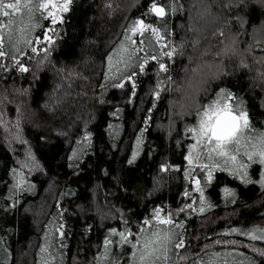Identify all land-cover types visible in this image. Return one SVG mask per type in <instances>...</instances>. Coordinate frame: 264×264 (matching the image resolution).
<instances>
[{
  "label": "trees",
  "instance_id": "obj_1",
  "mask_svg": "<svg viewBox=\"0 0 264 264\" xmlns=\"http://www.w3.org/2000/svg\"><path fill=\"white\" fill-rule=\"evenodd\" d=\"M26 2L32 6L38 0H21ZM152 2L73 0L55 35L48 31L53 26L44 10H34L31 19L27 9L11 14L16 38L23 34L39 50L42 45L35 41L48 34L55 46L45 57L21 44L25 55L18 58L30 71L18 72L8 59L6 70H0V260L6 264H43V259L132 264L130 244H114L103 256L112 229L125 231L126 220L127 230L137 233L156 208L177 212L189 203L197 208L199 193L185 174L186 156L196 142L187 129L198 125L197 110L223 90L242 101L253 135L264 132V0H247L239 8L232 0H155L176 9L166 7L168 48L153 39L138 55L159 53L168 73H159L151 61L147 73L136 77L135 95L130 85L101 87L110 76L132 70L117 63L127 57L121 49L127 48L126 28L137 19L160 27L154 15H146ZM8 19L0 16V31H10ZM173 48L171 58L162 54ZM197 67L209 69L202 86L194 94L184 92L192 86L186 73ZM155 89L161 91L159 100ZM165 163L179 170L161 172ZM262 174L264 166H251L253 182L245 183L215 171L204 193L210 210L175 217L184 225L179 231L185 246L173 249L171 260L204 264L233 253L227 259L234 264H264L259 254L264 241L224 235L231 229H264V187L257 182ZM226 188L234 197L226 196Z\"/></svg>",
  "mask_w": 264,
  "mask_h": 264
},
{
  "label": "snow or ice",
  "instance_id": "obj_2",
  "mask_svg": "<svg viewBox=\"0 0 264 264\" xmlns=\"http://www.w3.org/2000/svg\"><path fill=\"white\" fill-rule=\"evenodd\" d=\"M247 0H232L233 6L239 8L246 6ZM73 4V0H38L37 3L30 6L29 3L21 4V0H0V16L9 18L8 23L5 25L10 31H0V70H6L7 65L4 64V60L8 59L12 62V67L20 73H27L30 71L28 67L24 65L22 60L18 56L25 55L24 49L21 48V44L25 47H29L33 54H39L43 52L45 57L50 55L52 48L55 46V40L52 35L45 34L44 39L37 38L35 43L42 45L38 50L33 46V41L26 38L23 34L16 38L12 29V24L15 21V17L12 13H19L21 9H27L29 13V19L34 10H44L46 15L45 19H49L53 27L48 31L55 35L56 27L63 23L64 13L70 11V6ZM166 7L171 11L176 9L170 3L169 5L160 6L155 0L150 5L148 13L146 15H154L157 18L156 23L160 25L157 27L152 23H145L144 19H137L132 22L131 26L125 30V42L121 45V49L127 53V57L123 60H118L117 63H125L128 69L131 71H120L118 76H110L102 88L114 87L118 89H125L127 86H131L133 89V95H135L136 77L139 74H146L148 69L147 65L151 61H155L158 64L159 73L167 74L169 71L168 66L159 59V53L155 55L139 56L138 53L145 50V42H148V46H152L154 39L155 44L160 45L161 48H168V37L170 33L166 25L165 17L170 15V12H166ZM237 17L239 14H236ZM40 27L38 24H33L32 28ZM164 27L163 32L161 28ZM23 32V30H20ZM221 32V36H223ZM45 42H47L45 44ZM234 43V42H233ZM176 51L173 48L170 51H164L162 54L171 58ZM231 51L233 55L236 54L232 48H225V52ZM109 62L112 61L110 56ZM246 66V65H245ZM111 71V69H110ZM219 75V73H217ZM167 78V77H165ZM163 83V81H161ZM167 91V89H164ZM153 95L156 100L161 97V91L155 89ZM233 97L230 93H225L223 90L217 95L216 99L210 104L202 106L197 110L198 125L193 128H188L187 131L194 134L195 143L191 145V150L186 156L188 171L185 173L192 183L195 184L194 191L199 193L197 198V208L193 207L192 203H189L181 207L177 212H170L167 209L161 207L153 210L150 219H145L143 225L137 233H132L127 230V221H123L125 225V231H118L112 229L109 232L108 237L104 241V253L103 256H108L111 246L116 244H130L135 251L132 253V264H178L177 261H172L170 253L173 249L183 248L185 242L183 240V232L179 231L183 229L184 225L177 222L175 217L180 213H188L189 211H197L200 214L205 213L206 209L211 208V205L206 201L205 188L213 180L215 171H227L229 174L238 177L245 183L253 182L248 175V169L258 164L264 166V132L256 133L253 135V128L249 120L247 111L243 108L242 101H233ZM2 119V115H0ZM147 125L145 126V131ZM140 138H143V131L140 133ZM18 139V137H17ZM89 137L85 135L84 140L87 141ZM140 144V139L137 140V145ZM138 153H134L132 158L128 161L129 164L135 162ZM244 157H247L245 161ZM34 162V157H29ZM74 160H78V154L74 153ZM197 169L199 171H197ZM179 169L173 168L171 165L165 163L161 165V172L178 171ZM203 174V175H201ZM258 183L264 187V174ZM226 196L234 197V193L229 189H225ZM186 198H191V193L186 192ZM155 221V223H153ZM145 225H150L152 231L149 232ZM166 226V227H160ZM57 232H60V228H57ZM239 234L244 235L252 241L261 240L264 241V229H252V230H237L231 229L224 235ZM62 236L63 233L60 232ZM140 235L142 239L136 240L133 243V239ZM112 237H119L118 240H113ZM47 249H41V252H46ZM264 256V250L259 253ZM233 253H225L223 260L215 261L210 260L204 262V264H234L233 261H229L227 257L232 256ZM215 257V254H213ZM43 259V257H42ZM183 259V257H180ZM0 264H6L5 261L0 260ZM43 264H55L54 261L49 259H43ZM97 264H103L102 259L97 260ZM108 264H116V261L109 259Z\"/></svg>",
  "mask_w": 264,
  "mask_h": 264
},
{
  "label": "clouds",
  "instance_id": "obj_3",
  "mask_svg": "<svg viewBox=\"0 0 264 264\" xmlns=\"http://www.w3.org/2000/svg\"><path fill=\"white\" fill-rule=\"evenodd\" d=\"M201 64L203 61L200 62ZM213 69H215V64L212 66ZM209 69L207 67H197L195 71L192 69H189V71L186 73V77L191 80V87H185L183 89L184 92H188L189 94H194V91L197 87L202 86L204 82V77L207 74Z\"/></svg>",
  "mask_w": 264,
  "mask_h": 264
},
{
  "label": "rangeland",
  "instance_id": "obj_4",
  "mask_svg": "<svg viewBox=\"0 0 264 264\" xmlns=\"http://www.w3.org/2000/svg\"><path fill=\"white\" fill-rule=\"evenodd\" d=\"M59 2H62V0H59ZM247 158V157H246ZM253 166V168H254V166H256V164H254V165H252Z\"/></svg>",
  "mask_w": 264,
  "mask_h": 264
}]
</instances>
